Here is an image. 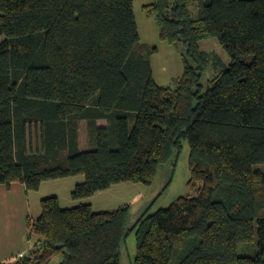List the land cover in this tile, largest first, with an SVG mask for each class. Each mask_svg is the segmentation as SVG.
<instances>
[{
  "label": "trees",
  "instance_id": "16d2710c",
  "mask_svg": "<svg viewBox=\"0 0 264 264\" xmlns=\"http://www.w3.org/2000/svg\"><path fill=\"white\" fill-rule=\"evenodd\" d=\"M142 11L161 41L184 45L172 85L152 78L156 47L140 42L133 0H0V184L34 191L82 175L73 199L151 184L186 140L195 195L131 227L126 204L44 197L26 218L27 252L0 264H120L133 230L134 264H264V0H152ZM207 37L227 65L200 49ZM255 237L254 254L240 255Z\"/></svg>",
  "mask_w": 264,
  "mask_h": 264
},
{
  "label": "rangeland",
  "instance_id": "374dc122",
  "mask_svg": "<svg viewBox=\"0 0 264 264\" xmlns=\"http://www.w3.org/2000/svg\"><path fill=\"white\" fill-rule=\"evenodd\" d=\"M152 0H133V14L139 34L140 42L156 47V52L150 57L151 75L158 85H172L182 73V57L185 52L184 45L179 42L170 45L161 41L158 37V27L153 16L142 11V6ZM196 12V9L194 8ZM201 50L215 53L226 65L229 63V56L224 51L218 40L214 37L203 38L199 41ZM246 58L243 57V59ZM215 75L212 64L206 68L202 76V82ZM80 135L82 146H87L85 124L81 122ZM189 145L186 140L182 141L180 152L175 163L171 160L158 167L155 178L151 184L122 182L112 185L106 191L95 194L88 202L92 204L94 211L101 209H116L121 205H128L129 211L126 226L131 227L143 215L150 214L159 208L167 207L180 196H194L196 187L189 186L190 177ZM264 170V164L260 165ZM82 178V175L59 178L43 181L38 190L29 191L28 197L24 194L17 204L13 203V211L16 214V222L21 220L23 227H26V218L29 215L36 219L40 212V199L48 196H57L61 208H69L79 204L84 199H73L71 191L74 188V181ZM10 199L15 200L13 195ZM25 204L27 206H25ZM23 206V207H22ZM136 230H133L120 245V264H134L136 254ZM256 251V237L250 244L239 243L237 252L240 255L252 256ZM55 260L52 262L54 264Z\"/></svg>",
  "mask_w": 264,
  "mask_h": 264
},
{
  "label": "crops",
  "instance_id": "0c3cea01",
  "mask_svg": "<svg viewBox=\"0 0 264 264\" xmlns=\"http://www.w3.org/2000/svg\"><path fill=\"white\" fill-rule=\"evenodd\" d=\"M97 124L103 126L105 125V121L99 119L97 120ZM79 142L80 149H86L87 146H82L80 130ZM82 180V178H80L79 181L75 180L74 185ZM28 192L29 191H26L24 185L20 182H12L9 187L4 184H0V262L10 261L16 256L25 254L28 250L27 243L25 241L26 227H23L21 220H18L17 222L14 220L16 218V214L13 211L14 208L12 207L13 203L17 204V199L18 197L20 199V194L22 197L24 194L28 197ZM100 192L102 191L96 192L93 195L84 198L85 201L81 202H88L95 194ZM13 195L15 196V200L10 199ZM25 206L27 205L25 204ZM54 260V264L58 263L59 257H56Z\"/></svg>",
  "mask_w": 264,
  "mask_h": 264
}]
</instances>
